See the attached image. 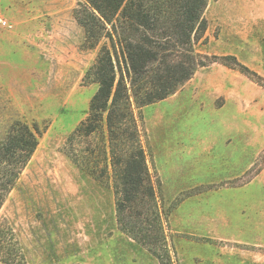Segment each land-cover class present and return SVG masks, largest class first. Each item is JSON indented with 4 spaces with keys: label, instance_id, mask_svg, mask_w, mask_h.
I'll list each match as a JSON object with an SVG mask.
<instances>
[{
    "label": "rangeland",
    "instance_id": "374dc122",
    "mask_svg": "<svg viewBox=\"0 0 264 264\" xmlns=\"http://www.w3.org/2000/svg\"><path fill=\"white\" fill-rule=\"evenodd\" d=\"M80 1L0 0L8 25H0V143L17 121L39 139L0 226L13 230L27 264H160L119 230L112 183L69 155L98 89L87 73L105 42L85 45L74 17ZM205 18L196 50L235 56L264 78V0H208ZM135 112L173 264H264V86L214 63ZM172 220L191 235L171 232Z\"/></svg>",
    "mask_w": 264,
    "mask_h": 264
},
{
    "label": "trees",
    "instance_id": "16d2710c",
    "mask_svg": "<svg viewBox=\"0 0 264 264\" xmlns=\"http://www.w3.org/2000/svg\"><path fill=\"white\" fill-rule=\"evenodd\" d=\"M74 9L85 45L96 48L87 76L98 89L87 118L69 137L73 162L100 183L111 182L119 230L173 264L164 213L151 181L136 110L161 102L214 63L264 86V78L235 56L196 50L208 29V0H81ZM86 143L81 150L77 142ZM39 145L37 129L17 121L0 143V211ZM0 264H27L14 232L0 226Z\"/></svg>",
    "mask_w": 264,
    "mask_h": 264
},
{
    "label": "crops",
    "instance_id": "0c3cea01",
    "mask_svg": "<svg viewBox=\"0 0 264 264\" xmlns=\"http://www.w3.org/2000/svg\"><path fill=\"white\" fill-rule=\"evenodd\" d=\"M227 124V123H226ZM225 124V125H226ZM228 125V124H227ZM237 131H238V133L237 134H231V138H232V141H233V143H234V141L235 140H240V139H242V136H241V134H240V132H239V130L237 129ZM227 135H230V133H227ZM228 137H230V136H228ZM221 140H224V136L222 135L221 137ZM226 139V138H225ZM188 200V199H187ZM187 200H184L179 206H178V208L176 209V210H179L181 207H183L184 206V204H186V202H187ZM225 215V214H224ZM173 216H174V214H173ZM173 218V217H172ZM225 219L224 220H228L227 219V217H224ZM171 232H173V233H177V234H182V235H187V236H190L191 234H189V232H187V230H184V228H181V227H179V226H174V222H173V220H172V227H171ZM208 234H210V233H208ZM210 235H213V234H210ZM212 237H214L215 238V236H212ZM132 242H134L131 238H129ZM219 239H223V238H219Z\"/></svg>",
    "mask_w": 264,
    "mask_h": 264
},
{
    "label": "built area",
    "instance_id": "2783aa9c",
    "mask_svg": "<svg viewBox=\"0 0 264 264\" xmlns=\"http://www.w3.org/2000/svg\"><path fill=\"white\" fill-rule=\"evenodd\" d=\"M0 25H1L2 27H6V26H8V25H7V21H6V20H3V19L0 20Z\"/></svg>",
    "mask_w": 264,
    "mask_h": 264
}]
</instances>
